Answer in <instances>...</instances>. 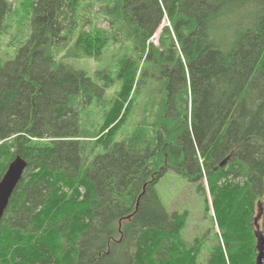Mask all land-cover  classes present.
<instances>
[{"label": "trees", "instance_id": "trees-1", "mask_svg": "<svg viewBox=\"0 0 264 264\" xmlns=\"http://www.w3.org/2000/svg\"><path fill=\"white\" fill-rule=\"evenodd\" d=\"M28 6L29 36L0 60V178L14 156L26 162L0 219V264H255L264 0ZM8 12L0 0V34ZM109 47L92 75L61 60L102 62ZM169 169L217 228L204 263L202 237L182 236L187 213L158 197Z\"/></svg>", "mask_w": 264, "mask_h": 264}, {"label": "rangeland", "instance_id": "rangeland-1", "mask_svg": "<svg viewBox=\"0 0 264 264\" xmlns=\"http://www.w3.org/2000/svg\"><path fill=\"white\" fill-rule=\"evenodd\" d=\"M10 2L11 12L6 14V27L0 34V60H7L15 55L16 49L29 36V17L26 13L29 0H8ZM162 19L161 25L165 23ZM99 25L107 27L104 21L98 22ZM159 32L153 35L156 38ZM114 51L113 47H109L102 62H93L89 58H63L65 64L75 69L85 70L92 75L95 68L100 69L111 62L110 53ZM57 58L59 56L56 54ZM17 156V155H16ZM13 157L12 160L15 159ZM11 160V161H12ZM156 191L158 197L167 212H186V223L182 229V236L190 243L197 237H202V248L199 255V262L204 263L215 240V231L217 228L211 227L209 216H205L203 212V197L196 190L195 184L177 174L174 170H167L157 181Z\"/></svg>", "mask_w": 264, "mask_h": 264}, {"label": "water", "instance_id": "water-1", "mask_svg": "<svg viewBox=\"0 0 264 264\" xmlns=\"http://www.w3.org/2000/svg\"><path fill=\"white\" fill-rule=\"evenodd\" d=\"M25 166L26 162L20 156H16L14 160L10 161L7 169L0 178V219L7 205L8 198L21 177ZM254 234L256 237L255 246L257 250L255 264H264V237L258 228L254 230Z\"/></svg>", "mask_w": 264, "mask_h": 264}]
</instances>
